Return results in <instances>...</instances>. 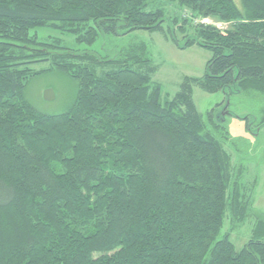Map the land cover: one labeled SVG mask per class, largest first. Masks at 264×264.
<instances>
[{
    "label": "trees",
    "instance_id": "trees-1",
    "mask_svg": "<svg viewBox=\"0 0 264 264\" xmlns=\"http://www.w3.org/2000/svg\"><path fill=\"white\" fill-rule=\"evenodd\" d=\"M152 1L0 0V264H264L263 221L239 251L218 238L226 214L242 225L250 206L225 148L232 115L223 107L240 94L264 99V0H239L240 9L233 0H167L228 24L225 32L146 11ZM165 24L179 49L211 54L202 78H184L171 99L152 82L142 43L102 59L31 34L50 29L92 46L100 35ZM100 64L116 68L98 77L90 66ZM52 72L77 83L55 116L23 97L29 79ZM193 87L222 93L223 107L203 119ZM250 117L241 119L247 130Z\"/></svg>",
    "mask_w": 264,
    "mask_h": 264
},
{
    "label": "rangeland",
    "instance_id": "rangeland-1",
    "mask_svg": "<svg viewBox=\"0 0 264 264\" xmlns=\"http://www.w3.org/2000/svg\"><path fill=\"white\" fill-rule=\"evenodd\" d=\"M240 9L239 0H233ZM163 9L165 15L177 21H188L192 27L197 25H210L220 32H225L229 25L219 23L211 19L202 20L193 16L185 9H181L176 3L167 0L152 1L146 11ZM189 27L187 33L191 34ZM31 34H36L40 42L60 40L61 45L77 53H94L98 58L113 59L124 49L138 44H144L147 49L151 64L156 68L152 82L161 88L163 98L171 99L179 92L184 78H202L205 65L211 54L196 45L179 49L172 42L167 33L166 24L160 31H135L126 35H100L92 46L77 44L71 35L53 31L50 29H37ZM173 34L180 45L184 42V36L173 30ZM45 63L32 65L33 70L46 68ZM96 76H102L106 72L114 70L113 64H100L90 66ZM46 92H50L47 94ZM77 92V83L66 74L52 72L29 79L23 91L26 102L38 113L43 115H59L66 112L71 106ZM192 99L199 115L204 119L206 112L216 105L224 102L222 93L208 94L193 87ZM226 108L232 115L226 117V129L229 140L225 145L232 158L233 164L242 171L239 179L246 190L249 199V211L242 225H234L229 214H226L220 238L228 235L229 240L239 251L252 237V230L258 221L264 222V126L257 128L256 122L264 116V99L246 97L244 95L232 96ZM220 107H217L218 109ZM216 108V110H217ZM220 111V110H219ZM226 115H224L225 117ZM250 117L252 126L249 130L245 127V121L237 118Z\"/></svg>",
    "mask_w": 264,
    "mask_h": 264
},
{
    "label": "water",
    "instance_id": "water-1",
    "mask_svg": "<svg viewBox=\"0 0 264 264\" xmlns=\"http://www.w3.org/2000/svg\"><path fill=\"white\" fill-rule=\"evenodd\" d=\"M48 93H50V92H46V99H47V97H48V96H47ZM228 103H229V101H227V102L225 103L223 109L227 108ZM224 115H225V114H223V117H224ZM237 119L241 120V119H244V117H243V118H237Z\"/></svg>",
    "mask_w": 264,
    "mask_h": 264
}]
</instances>
